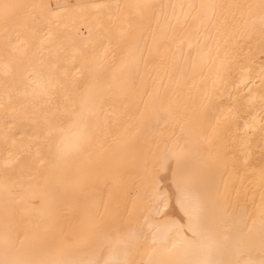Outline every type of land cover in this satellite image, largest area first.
Returning <instances> with one entry per match:
<instances>
[{
	"label": "bare ground",
	"instance_id": "6f19581e",
	"mask_svg": "<svg viewBox=\"0 0 264 264\" xmlns=\"http://www.w3.org/2000/svg\"><path fill=\"white\" fill-rule=\"evenodd\" d=\"M262 3L0 0V264H116L123 247L100 240L132 229L136 264H259ZM178 164L218 189L212 227L153 244L150 178L174 191Z\"/></svg>",
	"mask_w": 264,
	"mask_h": 264
},
{
	"label": "snow or ice",
	"instance_id": "6c2138e0",
	"mask_svg": "<svg viewBox=\"0 0 264 264\" xmlns=\"http://www.w3.org/2000/svg\"><path fill=\"white\" fill-rule=\"evenodd\" d=\"M201 7H215L214 5H202ZM264 9V3L261 4ZM103 37L98 42H102ZM81 57L86 56L85 52L80 53ZM231 69H229V74ZM261 75L264 76V70ZM51 84L42 85L47 88ZM260 113L264 114V97L260 98ZM237 115L241 117V122L245 128L250 127L247 119H244L245 114H241L237 110ZM264 119V115L261 116ZM255 120V117H253ZM179 156L177 159L179 160ZM159 178H150V191L146 197L143 212L146 214L144 223L153 231L151 243H157L156 234L163 236L169 231L175 229L178 233L183 234L185 225L183 221H187V230L195 233L193 224H197L201 229H210L212 227V219L210 210L214 207L217 199L218 189L214 186L212 181H205L201 189L193 191L189 183L184 179L179 164L177 170L173 173L172 183L174 191H162ZM177 212L180 214L177 218ZM155 221V223H152ZM142 232L132 229L127 232L118 233L115 237H102L100 243L102 245H121L123 247V258L116 262V264H136L135 260L128 259L129 256L138 255L143 248V243L140 240ZM186 245L191 246V241L184 237ZM173 247H176L174 244ZM57 264H98V262L87 261L82 259H70L59 261ZM106 264H112L111 261ZM155 264H165V262L156 261ZM167 264H223L216 260H185V261H169ZM246 264H257V262L249 260ZM259 264H264V259L259 261Z\"/></svg>",
	"mask_w": 264,
	"mask_h": 264
}]
</instances>
